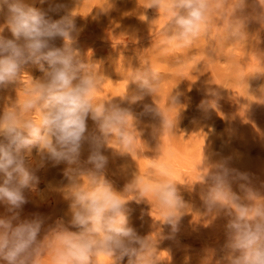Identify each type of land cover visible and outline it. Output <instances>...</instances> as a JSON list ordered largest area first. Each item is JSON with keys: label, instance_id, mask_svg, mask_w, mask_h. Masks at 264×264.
Wrapping results in <instances>:
<instances>
[{"label": "rangeland", "instance_id": "374dc122", "mask_svg": "<svg viewBox=\"0 0 264 264\" xmlns=\"http://www.w3.org/2000/svg\"><path fill=\"white\" fill-rule=\"evenodd\" d=\"M75 2L78 9L91 13V21L99 22V53L81 57L102 78L96 101H120L135 116L130 120L135 136L132 157L115 154L113 150L122 149L115 138L110 139L104 150L109 157L106 179L123 194L122 200H132L137 197L123 193L124 186L133 178L139 179L141 187L155 184L161 180L158 169L163 168L186 202L176 213L182 217L176 232L165 223L164 213L151 195L139 204L128 203L130 226L155 245L157 264H227L229 217L205 211L202 199L209 185L202 180L209 168L226 162L228 168L249 177L248 181H232L235 194L243 197L241 185L246 184L264 197V0H246L244 9L235 14L236 0H226L213 12L207 32L183 48L166 43L171 29L164 7L147 9V0ZM27 5L50 12L48 0H31ZM63 15L51 12L49 19L58 20ZM4 23L0 14V26ZM2 34L12 38L6 27ZM42 67L47 68V63L27 64L22 81L42 77ZM137 77L148 80L154 91H142ZM22 87L17 83L0 89V113L18 97L23 98ZM137 97L140 99L133 103ZM157 111L159 116L154 115ZM162 118L173 127H163ZM88 131L99 135L90 119ZM87 155L85 146L78 163L53 166L49 162L44 167H39L35 148L27 157L38 182L25 190L28 202L17 211L20 220L34 216L44 220L40 238L58 219H69L71 201L63 195L71 191L67 187L69 176L92 169ZM79 178L87 187L88 177ZM224 203L236 210L231 200ZM8 215L6 207L0 205V216ZM41 264H48L47 258ZM98 264H110V260L100 256ZM121 264H128L127 257Z\"/></svg>", "mask_w": 264, "mask_h": 264}, {"label": "clouds", "instance_id": "9594fccd", "mask_svg": "<svg viewBox=\"0 0 264 264\" xmlns=\"http://www.w3.org/2000/svg\"><path fill=\"white\" fill-rule=\"evenodd\" d=\"M226 0H147V9L164 7L171 35L166 43L183 48L206 33L213 18ZM48 11L67 10L63 0H48ZM246 0H236L234 14L244 9ZM0 14L5 23L0 26V89L11 84L23 87V98L17 95L0 113V205L11 214L0 216V264H98V257L109 258L110 264H157L155 245L141 237L129 224L127 205L141 203L147 195L160 205L165 223L178 231L182 217L177 212L185 205L176 183L163 168L158 169L161 180L141 187L133 178L123 189L132 193V200H122V193L114 190L106 179L109 157L104 154L107 143L115 138L122 151H133L135 136L130 120L135 116L120 101L98 102L95 92L102 78L82 62L76 42L77 28L71 11L59 20L48 18L47 12L26 6L22 0H0ZM7 28L12 38L2 33ZM63 41L57 47L55 41ZM47 63L41 68L43 76L30 82L22 81L24 68L29 63ZM140 88L147 94L154 89L148 80H140ZM135 98L132 102L135 103ZM154 115L159 116V112ZM38 117V118H37ZM89 119L99 135L88 131ZM162 126L173 124L162 118ZM137 130V129H136ZM87 146V163L93 167L86 173L69 176L70 192L64 194L69 205V219H58L49 226L42 238L44 220L39 216L19 219V212L28 201L25 190L38 182L27 157L33 148L40 163L57 166L60 163H78ZM206 147V143H205ZM108 148V147H107ZM132 157V156H131ZM210 159V158H209ZM80 175L88 177V186H82ZM234 179L248 181L246 173L220 162L209 168L202 182L209 185L202 201L205 211L229 217L226 225L227 264H264V197L246 184L243 197L231 189ZM194 189V187H193ZM250 195L258 199L249 198ZM226 200L236 205L232 210ZM77 229L73 231L71 229Z\"/></svg>", "mask_w": 264, "mask_h": 264}, {"label": "bare ground", "instance_id": "6f19581e", "mask_svg": "<svg viewBox=\"0 0 264 264\" xmlns=\"http://www.w3.org/2000/svg\"><path fill=\"white\" fill-rule=\"evenodd\" d=\"M30 1L31 0H25L24 4L26 5V3H29ZM63 2L68 5V9L61 10L59 11V13L64 14L63 16H65L66 14H68L69 11H71L72 15L75 16L74 17L75 25L77 24V27L81 28L76 33L77 39L72 46L78 45L80 47L79 52L81 57H94L96 53H99V50L96 48V47L99 48V22L97 21L94 22L95 20L91 21L90 20L91 18L89 17L91 13L88 14L87 12H84V10L81 11L82 8L78 9V5L77 2H75V0H63ZM80 6L84 7L83 4L82 5L80 4ZM47 15L48 18L51 17V11ZM77 19L83 20V23ZM78 33L79 35H77ZM61 44H63L62 40L57 39L55 41V45L57 47H61L62 46Z\"/></svg>", "mask_w": 264, "mask_h": 264}]
</instances>
